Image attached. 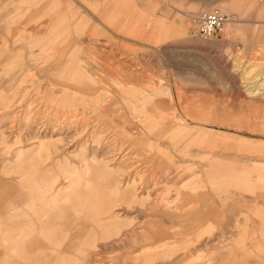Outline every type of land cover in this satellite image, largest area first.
<instances>
[{"label": "rangeland", "instance_id": "374dc122", "mask_svg": "<svg viewBox=\"0 0 264 264\" xmlns=\"http://www.w3.org/2000/svg\"><path fill=\"white\" fill-rule=\"evenodd\" d=\"M10 227L0 264H264V0H0Z\"/></svg>", "mask_w": 264, "mask_h": 264}, {"label": "crops", "instance_id": "0c3cea01", "mask_svg": "<svg viewBox=\"0 0 264 264\" xmlns=\"http://www.w3.org/2000/svg\"><path fill=\"white\" fill-rule=\"evenodd\" d=\"M22 170L25 171L26 167H23ZM37 198H39V201L42 203L43 207H41V206L35 207L34 210H33L34 212H32V214H22V216L24 217V220L26 222V225L28 226V228L30 230L32 228L33 232L36 230V227L38 229V225H39L40 221L43 222L44 225L48 224V222H51V221L53 222L54 221V216H53L54 215V210H53L54 209V194H50V195L48 194L47 195L45 193H41L40 197H37ZM49 211H50V213H48ZM19 216H21V215L20 214H16V212L13 213V214H8L7 215V217L10 218V219L17 218ZM29 224H31V225H29ZM13 227L6 228V229H3V230L0 229V243L7 242V239H8V242H10V240L15 237L13 235V233H14V228ZM48 229H50V230L45 235H49V237H50V235L54 234L53 233L54 229L52 227H50V226H49ZM50 232H52V233H50ZM27 236H28L27 235V231L25 230L22 234H19L16 237L14 242L20 243ZM4 259H5V256H4ZM46 263L47 262H44L43 264H46ZM51 264H54V262L51 263Z\"/></svg>", "mask_w": 264, "mask_h": 264}, {"label": "built area", "instance_id": "2783aa9c", "mask_svg": "<svg viewBox=\"0 0 264 264\" xmlns=\"http://www.w3.org/2000/svg\"><path fill=\"white\" fill-rule=\"evenodd\" d=\"M197 31L206 38L218 31L222 25V18L215 12L203 13L196 18Z\"/></svg>", "mask_w": 264, "mask_h": 264}, {"label": "bare ground", "instance_id": "6f19581e", "mask_svg": "<svg viewBox=\"0 0 264 264\" xmlns=\"http://www.w3.org/2000/svg\"><path fill=\"white\" fill-rule=\"evenodd\" d=\"M165 129V128H164ZM163 130V129H162ZM167 131V130H166ZM168 137H170V136H168ZM130 138H133V137H130ZM171 138V137H170ZM75 178H77L76 176H75ZM134 179V178H133ZM109 181H111V180H109ZM113 182H115V181H113ZM129 182V181H128ZM137 182V181H136ZM76 183H77V181H76V179L74 180V182H73V186H72V184H71V186H72V189L74 190L75 188L77 189L78 187H76ZM111 184V183H110ZM70 186V187H71ZM112 186H115L114 188H117V184H115V185H112ZM120 186H121V184H120ZM119 187V186H118ZM128 187H130V184H127L124 188H121V189H123L122 191H121V194L120 195H123L124 196V200H126V201H128L131 197H134V194H133V187H131V189L130 188H128ZM120 192V191H119ZM76 202L78 203L79 201H81V198L79 197V194H76ZM52 200V199H51ZM50 200V201H51ZM134 200H135V198H134ZM53 201V200H52ZM131 201H133V199H131ZM40 220V219H39ZM29 225H31V224H29ZM32 229V228H31ZM30 230V229H29Z\"/></svg>", "mask_w": 264, "mask_h": 264}]
</instances>
